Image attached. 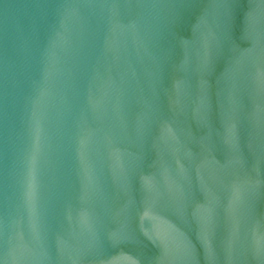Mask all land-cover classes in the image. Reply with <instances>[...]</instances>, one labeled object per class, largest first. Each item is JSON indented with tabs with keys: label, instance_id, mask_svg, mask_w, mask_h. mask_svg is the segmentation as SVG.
<instances>
[{
	"label": "water",
	"instance_id": "1",
	"mask_svg": "<svg viewBox=\"0 0 264 264\" xmlns=\"http://www.w3.org/2000/svg\"><path fill=\"white\" fill-rule=\"evenodd\" d=\"M0 264H264V0H0Z\"/></svg>",
	"mask_w": 264,
	"mask_h": 264
}]
</instances>
